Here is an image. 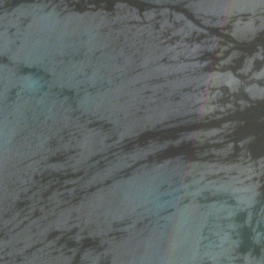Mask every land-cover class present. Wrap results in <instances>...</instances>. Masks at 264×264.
Masks as SVG:
<instances>
[{
  "label": "water",
  "instance_id": "1",
  "mask_svg": "<svg viewBox=\"0 0 264 264\" xmlns=\"http://www.w3.org/2000/svg\"><path fill=\"white\" fill-rule=\"evenodd\" d=\"M0 264H264V0H0Z\"/></svg>",
  "mask_w": 264,
  "mask_h": 264
}]
</instances>
